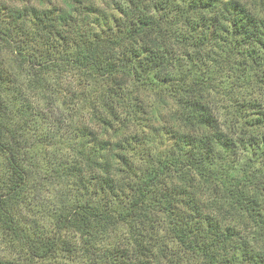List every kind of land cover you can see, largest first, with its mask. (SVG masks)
I'll return each instance as SVG.
<instances>
[{"label":"clouds","instance_id":"obj_1","mask_svg":"<svg viewBox=\"0 0 264 264\" xmlns=\"http://www.w3.org/2000/svg\"><path fill=\"white\" fill-rule=\"evenodd\" d=\"M257 261L264 0H0V264Z\"/></svg>","mask_w":264,"mask_h":264},{"label":"trees","instance_id":"obj_2","mask_svg":"<svg viewBox=\"0 0 264 264\" xmlns=\"http://www.w3.org/2000/svg\"><path fill=\"white\" fill-rule=\"evenodd\" d=\"M191 131L193 132V134H196V130L195 129H192ZM101 135H103V133H101ZM184 188H185V190H187V186L186 185L184 186ZM189 204H191V201L190 200L184 202L183 205L176 204V205H173V207H183L184 209H186V210L189 211V214H192L190 212V209H188V205ZM259 215H261V214L260 213H257V216H259ZM249 227H251V225H249ZM235 228H236L237 231L244 230V225H237V226H235ZM249 254L251 255V253H249ZM256 255L259 256V255H261V253L257 252ZM257 264H258V261H257Z\"/></svg>","mask_w":264,"mask_h":264}]
</instances>
